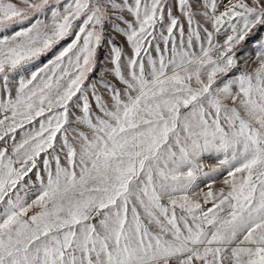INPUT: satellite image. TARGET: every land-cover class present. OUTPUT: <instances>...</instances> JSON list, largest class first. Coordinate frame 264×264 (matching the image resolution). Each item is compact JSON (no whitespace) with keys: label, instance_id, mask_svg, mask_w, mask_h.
Listing matches in <instances>:
<instances>
[{"label":"snow or ice","instance_id":"1","mask_svg":"<svg viewBox=\"0 0 264 264\" xmlns=\"http://www.w3.org/2000/svg\"><path fill=\"white\" fill-rule=\"evenodd\" d=\"M178 7L186 44L168 0H71L63 11L61 0H0V33L28 23L0 35L5 85L84 17L53 61L21 78L14 97H0V141H13L10 152L0 148V264H264V0H227L224 11L217 0H200L198 9L178 0ZM49 12L50 22L41 19ZM197 15L212 29L203 28L207 47L201 42L199 54L191 51L193 38L201 41ZM109 24L132 55L125 62L108 38L115 83L101 78L105 93L93 85L89 100L82 85ZM157 25L167 30L164 49L155 45L158 65L148 52ZM222 28L231 34L221 45L214 36ZM252 36L257 66L213 88L219 73L239 71L234 49ZM38 117L39 129L17 143V129ZM42 152L55 162L53 169L43 159L46 182L37 166ZM205 157L228 176L227 190L205 193L207 210L188 194L198 175L219 171L204 172ZM34 169L40 187L28 202L20 182Z\"/></svg>","mask_w":264,"mask_h":264},{"label":"rangeland","instance_id":"2","mask_svg":"<svg viewBox=\"0 0 264 264\" xmlns=\"http://www.w3.org/2000/svg\"><path fill=\"white\" fill-rule=\"evenodd\" d=\"M5 2H12L16 3L19 6V0H5ZM71 0H61V8L60 10L63 11V5L64 3H70ZM133 2V0H129V3ZM194 8H199V3L200 0H192ZM168 3L171 5V10L172 14L176 16L179 19L180 24L183 25L184 27V42L185 44L187 43L188 40V23H187V18L182 16L179 7H178V0H168ZM218 3V10L219 11H224V5L226 4V0H217ZM110 16H114L115 13H112L111 11L109 12ZM126 15V18L131 20L132 17L130 15ZM41 19H45L47 22H50L51 19V13L49 12L46 17H41ZM84 17L81 16L79 19L73 21V29H72V35L65 37L64 39L60 40L58 43L54 44L53 47L47 51L46 53L42 54L38 59L32 61L30 64H28L26 67L29 69L27 72L23 73H10L9 74V79L7 82V85H5V82L2 78V74H0V97L6 98L7 92L11 91L12 96L14 97L16 94V90L19 87V81L21 78H30L31 72L38 71L39 69L43 68L46 64H49L50 61H53L55 57L59 54L60 51L63 50V48L67 47L72 40L75 38V33L79 30V27L82 26V21ZM196 21H199L201 24V41H195L194 40V47L191 49V51H195L197 54L200 52V44L201 42L204 43V46L207 47V42L204 39V33H203V28L207 27L209 30L211 29V24L207 23L204 21L203 17L200 15L196 16ZM113 23H120L119 21H112ZM168 23V18H167V12H165V24ZM28 23L25 22L23 25L21 24H15L12 25L8 28V30L4 33H0V35H9L11 36L15 31H19L21 27H27ZM121 27H124V25L121 24ZM163 31L164 35H167V30L166 27L164 29H160L159 25H157V30L154 33L156 36V39L152 42V47L148 48V52L151 54L152 58L157 61V65L159 62L160 58V53L156 51L155 45H159L160 49L163 50L165 45L163 40L160 38V33ZM175 37H176V43L177 47L179 48L180 45V35L179 32H175ZM231 34L230 30L227 32L225 31L224 28L221 29V33L218 35L214 36V41L218 42L219 44H223L224 40L226 39L227 35ZM258 35H264V32L258 33ZM112 38V40L115 42V44L119 45L124 53L125 56V62L126 58L128 56L132 55V49L131 46L127 43L126 37L123 36L122 34L113 31L112 27L109 25L105 26L104 29V54H103V60L101 62V65L97 71L94 73H89L87 76V79H85L84 84L82 85L83 88L87 89V95L89 97V100H92L93 97L91 95L92 92V86L95 85L96 90L100 93H105V89L103 85L100 83L101 78L107 81H111L115 83L113 80V75L111 73V57H110V52H111V47L112 45L107 42L108 38ZM257 37L252 36L250 38H247L244 43L241 45H238L234 51L237 53V58H238V69L237 71L236 68L229 69L227 73H219L217 75V83L214 84L212 87L215 88L217 86H222V81L226 82L228 79H235L236 75H239L240 72L243 71H253L254 68L257 66L256 64V52L253 49V45L251 43L252 39H256ZM171 43L168 45V51L164 52V57L165 60L169 59L172 55L171 53ZM218 53L214 52L213 56L215 57ZM43 56H45V60H43ZM145 63L147 66V60L145 57ZM65 64H67V58L65 59ZM150 68V66H147ZM94 71V70H93ZM202 78L206 81V75L202 76ZM119 86V85H118ZM235 90V89H234ZM79 95V93H77ZM75 100V97L73 98ZM82 103V102H79ZM53 111H56L53 109ZM70 111L73 112L74 114H80V109L77 107H70ZM93 111H96L95 104L93 103ZM47 116L48 113H45ZM3 117V113H0V118ZM42 118L38 117L36 120L32 122V124H25L23 129L18 128L16 133H15V141L18 143L24 136L25 131L31 130V129H39V121ZM72 128H77L80 130H87L83 128V126L78 125L76 123H73L71 125ZM69 139L71 140L73 138V133L71 131L68 132ZM58 140L60 139V134H57ZM13 144V141L11 139H6V141H0V148L7 147L9 149V152L11 151V146ZM51 151V150H49ZM48 158L51 161L50 157H46L45 153H41L40 157L37 158V166L38 169L41 173V175L44 176L45 182H46V173H44V164H43V159ZM52 167L54 169L55 167V162L51 161ZM61 163H64L63 157L61 158ZM18 167V165H16ZM203 171L204 172H210L212 168H218L219 171L212 173L209 176H204L202 174L198 175L197 180L193 187L189 190V197L192 200H199L202 203V206L204 210H207V208L212 207L211 203L208 204H203V198L205 193L211 189L213 192H219L221 189L227 190V187L224 185V180L225 178H228L227 176V170L224 168H221L218 161L214 158L209 159L208 157L203 158L202 164H201ZM36 169L33 170L32 173H29V176L31 179L29 180V177H25L24 180H22L20 183L25 184L27 182V186L23 189L20 190L19 195L23 197L25 200L28 202H31L32 199L36 198V195L38 194V189L40 187V181L37 180L36 175H35ZM239 175V174H238ZM19 187V185H18ZM166 203V201H165ZM2 210V209H0ZM180 210L177 209V213L179 214ZM33 214L32 211L29 212V215Z\"/></svg>","mask_w":264,"mask_h":264},{"label":"trees","instance_id":"3","mask_svg":"<svg viewBox=\"0 0 264 264\" xmlns=\"http://www.w3.org/2000/svg\"><path fill=\"white\" fill-rule=\"evenodd\" d=\"M103 45H104V42H102V47L98 48L97 49V53H96V60H97V63L96 65L94 66V73L97 71L96 69H98L101 65V62L103 60V54H104V49H103ZM43 60H45V56H43L42 58Z\"/></svg>","mask_w":264,"mask_h":264},{"label":"bare ground","instance_id":"4","mask_svg":"<svg viewBox=\"0 0 264 264\" xmlns=\"http://www.w3.org/2000/svg\"><path fill=\"white\" fill-rule=\"evenodd\" d=\"M226 3H227V0H226Z\"/></svg>","mask_w":264,"mask_h":264}]
</instances>
